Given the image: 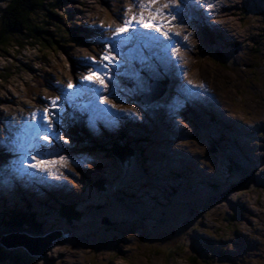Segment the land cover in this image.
Masks as SVG:
<instances>
[{
	"label": "rangeland",
	"instance_id": "1",
	"mask_svg": "<svg viewBox=\"0 0 264 264\" xmlns=\"http://www.w3.org/2000/svg\"><path fill=\"white\" fill-rule=\"evenodd\" d=\"M218 1L223 4L219 3L221 6L213 17L207 16L208 25L219 23L218 30H213L216 36L203 32L207 22L197 23L194 19L183 25L191 46L188 68L184 72L185 69L177 67L176 60L170 59L171 66L180 71L175 72L178 80L174 82L170 68H156L157 63L148 52L143 53V58L154 75L145 71L140 59V45L127 35L119 38L123 41L120 47L124 55L118 56L116 66L103 69L111 76L105 80L107 89L93 93L90 90L95 85L81 82L88 66L103 68L105 62L100 56L106 54L105 44L109 50L115 47L113 32L122 23V19H116L117 15L127 18L133 12L139 14L140 9L132 6V0H63L54 12L60 22L67 13L71 22L67 27L78 33L95 30L94 34L87 33L89 36L78 45L62 41L56 53H48L37 45L19 50L9 47L6 53L1 52L0 75L4 78L0 76V113L12 114L14 125L1 123L0 146L7 149L4 151L7 156H0V183L5 176L9 178L7 184L11 183L10 171L27 169L31 177L27 178L30 186L25 190H34L28 193L35 203L53 206L69 203L84 213L80 225L64 227L65 231L58 220L45 219L43 226L46 229L53 227L52 231L63 234H47L46 237H52L53 241L45 247L46 252L38 255L39 249L33 247L36 254L25 253V257L35 259L38 264H264V0ZM173 2L180 5L178 0ZM159 3L163 4L164 0ZM191 7L199 12L194 4ZM208 39L213 41L212 45ZM165 51H160L158 57L172 53L171 46ZM93 58L95 63H92ZM121 76L129 82L130 88L122 85ZM192 76L197 79L196 90L192 87L188 89L189 94H181L178 88L186 86L184 78ZM153 79H166L168 86L162 97L142 105L139 95L149 90L147 82ZM70 81L74 85L71 90L67 88ZM81 90H86L92 100L85 108L77 107L82 119L78 122L79 127L89 138L81 136L85 137V143H80V139L69 131L72 119L67 118L68 112L76 109L67 110L68 98ZM100 95L108 97L111 103L101 104ZM57 96L60 107L52 112V119L56 121L53 137L44 124L42 113L50 99ZM194 97L203 104L195 103ZM176 103L178 107H175ZM111 104L116 107L112 108ZM217 110L223 114L221 120L214 117L219 116ZM33 113L37 114L35 121L31 119ZM204 116H209V120ZM228 116L232 117L233 123H225ZM86 121L91 123L90 127L86 126ZM207 121L216 130L211 126L212 130H208L205 127ZM124 129L133 146L141 147L138 150L142 154L137 152L135 155L136 159L144 157L146 177L154 178L151 191L144 194L154 198V193L169 192L166 185L175 177L174 170L186 163L192 168L198 167L211 185L221 184L209 190L217 198L205 203L200 197L197 203L190 205H187L189 201H178L182 208L187 207L183 211L172 208L174 212L170 210L171 206L161 207L165 219L161 227L153 226L148 220L137 219L130 223L129 214L114 208L112 193L119 194L123 203L129 205L124 195L128 191L124 188L141 195L136 191L141 182L137 181L132 169L130 173L129 166L115 161L106 152L105 137V134H109V138L119 137ZM36 130L53 141L47 144L50 149H34L36 144H44L42 140H33ZM170 131L176 133L168 135ZM30 134L32 138L26 139ZM217 141L224 155L218 153L220 148L216 152ZM57 142L60 147L53 149ZM94 145L98 148L93 151L83 148ZM232 147L243 149L248 157L243 155L245 158L240 162L227 151ZM36 153L44 155V160L54 161L50 164L56 165L58 171L63 170L61 181L52 176L51 181L56 183L51 186L56 193L53 194L55 199L43 191L47 189L46 185L34 176L43 180L42 173L27 167L34 162L30 157ZM174 154L180 159H173ZM61 156L65 157L64 161L59 160ZM244 160L248 161L245 167L243 164V170H253L255 182L248 177L251 174L237 175V170L231 166V161L240 164ZM239 179L240 185L248 187L232 188ZM96 180H101L105 188L95 186ZM16 188L13 182L9 189L15 192ZM180 188L183 194L185 185ZM53 191L49 189L48 193ZM48 196L50 199L47 200ZM204 197L210 199L207 194ZM169 198L166 196L165 200ZM132 211L142 212L139 208ZM171 243L178 245L172 247V253L168 248ZM4 261H8L7 258Z\"/></svg>",
	"mask_w": 264,
	"mask_h": 264
},
{
	"label": "trees",
	"instance_id": "2",
	"mask_svg": "<svg viewBox=\"0 0 264 264\" xmlns=\"http://www.w3.org/2000/svg\"><path fill=\"white\" fill-rule=\"evenodd\" d=\"M0 3H2L0 6V54L1 52L6 53V49L9 47H15L19 50L26 46L36 45L48 53H56L57 49L60 48L59 43L62 41L78 44L77 35L67 27L71 23L69 22V15L67 13L63 15V22H60V17L54 13L60 8L63 0H0ZM0 76L4 78L3 75ZM111 148L110 154L119 161H130V158L136 154L135 149L126 142L112 143ZM218 148L217 141L215 150ZM99 183L105 188L101 180ZM215 187L218 188L219 185H215ZM117 191L122 193V189ZM179 192L180 195L181 192ZM114 194L117 201L124 202L123 197ZM177 198L183 197L177 196ZM6 208V205L0 206V240L2 235L13 232H25L29 235L41 233L40 221L42 219L58 217L68 227L81 220L79 212L67 207L61 211H37L31 205H27L23 210L13 212ZM134 208L128 205V213L132 214ZM159 209L160 205L155 210L158 211ZM177 246V244L171 243V246H168L169 252L172 253V247L176 248ZM10 252L0 246V264H38L35 259L25 257L26 254L23 252ZM6 258L8 261H4Z\"/></svg>",
	"mask_w": 264,
	"mask_h": 264
},
{
	"label": "bare ground",
	"instance_id": "3",
	"mask_svg": "<svg viewBox=\"0 0 264 264\" xmlns=\"http://www.w3.org/2000/svg\"><path fill=\"white\" fill-rule=\"evenodd\" d=\"M180 2V0H178ZM165 2V0H164ZM201 3V5H204L205 7H196V3ZM220 4H223L221 3L220 1L218 0H199V1H196L194 2V0H184V8H183V12H182V16L184 18L185 21H191V22H194V19L197 20V23H202V22H207V26L206 24L203 25V32L209 36H216V34L213 32V30H218L219 28V23L217 24H209L208 25V19H207V16L208 18H210L211 16L213 17V13L216 12L217 8L221 5ZM191 4H194V6L199 10V12L197 10H195L193 7H191ZM211 5V7H207V5ZM176 6H180L179 3H175ZM194 10L196 11V13L194 12ZM168 11V10H167ZM166 12V11H165ZM198 15L200 16L199 19H198ZM131 16V15H130ZM215 21H217L215 19ZM172 24L173 25H177L178 24V21L177 20H172ZM165 31H167V29H164ZM102 31V30H101ZM179 32L180 35L179 36H174L173 35V38H172V44H176L178 41L183 45V47H180L179 50L177 52H173L172 53H167V56L164 55V54H161V58L158 57V55H155L153 53H159L160 51L161 52H164L166 50L167 47L171 46V44L168 43V41H166L163 37L159 36L158 33H155V32H151V31H147V30H144V29H136L135 31H133V35L131 36V39L133 40H136V42H140L142 41L143 43H145V47H142L140 48L139 50H141L140 52V59H141V62L143 64V68L146 69L147 71H150L151 74H153L151 68L148 66L147 63H145V60L143 58V53H147L149 52V55L151 58H153V56L155 57V59H160V60H156V63H157V67L159 70L162 69V68H170V71L173 75V82L174 81H177L178 80V77L175 76V72L176 71H179L178 68H183L185 69L184 72H186V69L188 68V63H187V59H188V55L190 53L189 51V48L191 47L189 42H188V39L187 40H184V36H187V32H186V29L184 26H178V27H174L172 29V33H175V32ZM97 32V31H96ZM99 33V32H98ZM94 34V33H92ZM97 35V33H96ZM171 35V33H170ZM208 41H211V39H208ZM212 45V44H210ZM130 51H134V49H131ZM166 54V51L164 52ZM170 59H172L173 61L176 60V62H178V68L176 67H172L171 66V62ZM180 72V71H179ZM154 75V74H153ZM195 80H197L196 78H194L193 76L192 77H187L186 79L184 78V83L186 84V86H181L178 88L179 92L181 94H189V91L188 89L189 88H192L194 87V89L196 90L195 88ZM80 100H82L80 102ZM194 102L195 103H198V104H203V102L198 98V97H194ZM88 103H92V100L89 96H87V91L86 90H81L79 91L77 94L74 93L71 97L68 98V106H67V110H70L72 108H76L74 111H71V112H68V116L67 118L68 119H73L75 120L76 122H79V121H82L80 115L78 114V109L77 107L78 106H85L88 104ZM10 104H13V103H10ZM175 107H178V104L176 103L175 104ZM220 110H217L216 112H219ZM77 113V114H76ZM214 117L217 119V120H221L223 118V114L221 112H219V116L217 115H214ZM229 119L225 121V123H233L234 120H232V117L228 116ZM237 121V120H235ZM6 123V122H9V124L12 126L14 125V121H12V114H8V115H5L4 113H0V130H3V124L1 123ZM86 126L87 127H90L91 123H89L88 121H86ZM206 126L209 127L210 129H212L210 126H209V123L206 122ZM213 127V126H212ZM215 130L216 128L213 127ZM176 131H170L168 133V135H173L175 134ZM31 134L29 136H26V139L28 138H31ZM59 142H57L55 144V147L53 149H57L59 148ZM36 150H44V149H50L49 146H44V144H41V145H38L37 148H35ZM227 151H231L232 154L236 157V155L244 158L243 155H246L243 151V149H240L238 147V149H234L233 147L228 149ZM235 151V152H234ZM235 153V154H234ZM13 154V153H12ZM143 155H145V152L143 153ZM35 156L39 159H43L45 158L44 155L42 154H39V153H36ZM179 158L180 159V156L178 155H175L173 156V159L174 158ZM184 157V156H183ZM142 158V161L144 159L143 156H141ZM237 158V157H236ZM248 161V160H247ZM233 163H235L234 161H232ZM56 165H53V164H48L47 167L49 170H51L53 172V176L55 177V179H60V181L64 178V173H63V170L62 172L61 171H58L55 167ZM61 167V166H60ZM63 168V167H62ZM21 170V168H19ZM16 169L14 171H10L9 172V177H12V180L14 182V186L20 188L21 190L23 191H26L25 188L26 186H30L29 183H27V178L31 177V174L27 173L29 172V170L27 169H22V172ZM42 175L45 177V179L43 180H40V178H38L37 175H34L36 177V179H38L41 183H44L46 185V188L47 189H44L43 191L45 193H47L48 195H53V194H56L53 190H52V185H56V183L52 182V176H48L47 173H42ZM31 183V182H30ZM63 184H61L62 186ZM49 189L53 192H49ZM48 190V191H46ZM26 192H34V190H29V191H26ZM66 193H63V195H65ZM37 195H41L40 193H37ZM66 196H69V195H66ZM56 195H53L52 198L55 199ZM50 199V196L47 197V200ZM44 240H48L47 238H45ZM46 251H44L45 253Z\"/></svg>",
	"mask_w": 264,
	"mask_h": 264
},
{
	"label": "snow or ice",
	"instance_id": "4",
	"mask_svg": "<svg viewBox=\"0 0 264 264\" xmlns=\"http://www.w3.org/2000/svg\"><path fill=\"white\" fill-rule=\"evenodd\" d=\"M153 5H157V6L153 8ZM132 6L138 7L140 9L138 15L135 12H133L132 15L128 16L127 18H122L119 15H117L116 17L117 20L122 19V23L113 32L112 39L115 44V47L109 50L108 45L105 44L106 54H102L100 56V60L105 62L103 68L98 67L93 69L92 67L88 66L87 74L82 77L81 82H87L89 84H93L96 86L90 90L93 93L99 91L100 89H107L105 80L111 79V76L109 72H106L103 69L108 68L109 65L116 66L118 56L124 55L120 47L121 44L123 43V41L119 39L120 37L127 35L129 38H131V33L133 31H135L136 29H144L147 31L158 33L159 36L163 37L166 41H168L169 44H171V48L173 52H177L180 47H183V45L179 41L176 44H172L173 35L174 36L180 35L178 31L172 33V29L174 27L183 26L186 23V21L182 16V12L184 8V0H180V6H176L173 0H165L163 4H160L159 0H140L139 3H137V0H132ZM196 7H205V6L201 4H197ZM207 7H211V5L209 4L207 5ZM165 9H168V11L165 12ZM145 13H147V16L145 15ZM172 20H177L178 24L173 25ZM164 29H167V31H165ZM184 40H187V36H184ZM95 62H96L95 58H93L92 63ZM73 87L74 85L70 81L67 84V88L71 90ZM59 99H60L59 96L51 98L49 104L44 108L42 113L44 124L46 125L47 130L51 132L53 137L56 135L53 130V124L56 121L52 119V112L54 110L55 111L59 110L60 107L58 103ZM98 100L101 104L111 103L110 99L105 95H100L98 97ZM111 107L115 108L116 105L111 104ZM120 111H124V110L120 109ZM36 117H37L36 113L31 114V119L33 121L36 120ZM37 139L44 141V146L53 142L48 135H41L40 130H36L33 133V140L35 141ZM60 139H64V138L60 137ZM64 142L68 143V140L65 139ZM31 146L32 145H30V147ZM3 151H7V149H4ZM12 151H15V149H12ZM30 159L34 162L29 163L27 167L32 169H37L41 173L46 172L48 176H53V172L48 169L47 165L50 163H54V161L44 160L42 158L37 159L36 156H31ZM59 160L64 161L65 157L61 156L59 157Z\"/></svg>",
	"mask_w": 264,
	"mask_h": 264
},
{
	"label": "water",
	"instance_id": "5",
	"mask_svg": "<svg viewBox=\"0 0 264 264\" xmlns=\"http://www.w3.org/2000/svg\"><path fill=\"white\" fill-rule=\"evenodd\" d=\"M150 101H147V102H150ZM241 186H244V185H240V183H239V184L235 185L234 188L241 189ZM244 187H248V186H244ZM50 241L52 242L53 240H49V241L39 243L38 248H37V251L39 249V251L37 253L38 255L44 254V249H45V247L47 248V245L50 244ZM0 246L6 251H12V250L22 248L29 255L34 256L36 254V253H34L33 247L27 242V239L24 236H19V235L16 236L15 235V238H13L12 240H9V241L2 239L0 241Z\"/></svg>",
	"mask_w": 264,
	"mask_h": 264
}]
</instances>
